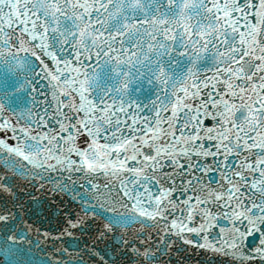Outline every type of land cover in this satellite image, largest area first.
Segmentation results:
<instances>
[{"label":"snow or ice","instance_id":"snow-or-ice-1","mask_svg":"<svg viewBox=\"0 0 264 264\" xmlns=\"http://www.w3.org/2000/svg\"><path fill=\"white\" fill-rule=\"evenodd\" d=\"M34 231L71 240L33 264H264V0H0L6 264Z\"/></svg>","mask_w":264,"mask_h":264},{"label":"water","instance_id":"water-1","mask_svg":"<svg viewBox=\"0 0 264 264\" xmlns=\"http://www.w3.org/2000/svg\"><path fill=\"white\" fill-rule=\"evenodd\" d=\"M212 178V173H209L208 179ZM207 182V181H206ZM53 227H55L53 225ZM55 235H58V233H55ZM86 239V237H85ZM60 240V239H59ZM70 237H63L61 238V243L63 241H70ZM255 242L253 239L250 237L247 241V245L253 247ZM64 244H62V247ZM83 246V245H81ZM50 244L45 245L42 242L37 241V237L31 236L30 237V242L28 243H23L22 245V250L17 251L16 254L12 257H10V260L14 262V264H33V262L44 259L48 260V249L50 248ZM192 260L190 264H196V261L199 260L201 261V264H203V261L205 260V257L203 256H197L196 251L192 252ZM52 259V258H51ZM60 259V258H58ZM176 257L174 255L173 260L175 261ZM53 261L57 259H52ZM0 264H6V259L3 255H0ZM211 264V262H210Z\"/></svg>","mask_w":264,"mask_h":264}]
</instances>
